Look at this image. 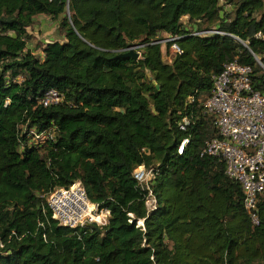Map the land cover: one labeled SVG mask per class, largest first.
<instances>
[{
	"label": "trees",
	"instance_id": "trees-1",
	"mask_svg": "<svg viewBox=\"0 0 264 264\" xmlns=\"http://www.w3.org/2000/svg\"><path fill=\"white\" fill-rule=\"evenodd\" d=\"M228 4L0 0V264H264V191L254 225L224 162L202 154L217 136L202 101L226 62L251 66L264 94V0ZM39 14L63 30L42 58L27 44ZM161 33L181 51L169 60ZM135 42L138 59L115 58ZM50 89L62 99L44 106ZM31 128L50 134L29 144ZM76 181L106 224L51 217L47 194Z\"/></svg>",
	"mask_w": 264,
	"mask_h": 264
},
{
	"label": "built area",
	"instance_id": "built-area-1",
	"mask_svg": "<svg viewBox=\"0 0 264 264\" xmlns=\"http://www.w3.org/2000/svg\"><path fill=\"white\" fill-rule=\"evenodd\" d=\"M176 52L180 49L173 44ZM262 66V62L256 60ZM251 66L237 60L226 62L221 72L213 77L210 93L202 101L203 112L211 118L217 130V136L207 139L202 154L217 157L225 164L226 175L236 181L243 193V206L254 225L259 223L257 200L264 191V94L255 89L252 83ZM59 93L50 89L42 97L44 106L61 101ZM189 120L180 121L179 128L185 130ZM49 132H37L31 128L28 132L29 144H39L49 136ZM32 141V142H31ZM188 142L184 138L178 148L183 151ZM152 176L151 169L139 165L134 170V177L142 184H148ZM51 210V217L58 225L76 228L95 222L106 224L96 214L95 205L91 203L86 191L79 181L69 187H57L46 196ZM155 199L149 191L146 207L155 208ZM108 212V211H106ZM4 243L0 239V249Z\"/></svg>",
	"mask_w": 264,
	"mask_h": 264
},
{
	"label": "rangeland",
	"instance_id": "rangeland-1",
	"mask_svg": "<svg viewBox=\"0 0 264 264\" xmlns=\"http://www.w3.org/2000/svg\"><path fill=\"white\" fill-rule=\"evenodd\" d=\"M219 2L221 6L226 7V9L232 8L228 4V0H219ZM59 20L60 17L52 18L45 14H39L35 16L33 24L27 28L29 34L27 39L28 47L37 57H43V48L47 43L61 42L63 40V30L59 26ZM160 38V43L163 44V52L164 54L166 53L164 60H169L172 57L174 50L172 46L166 48V41L169 40L168 35L161 33ZM141 48L142 47H138L135 50L141 53ZM96 214L100 216L101 220H103V218L107 220L109 213L105 210H98L95 205V215Z\"/></svg>",
	"mask_w": 264,
	"mask_h": 264
},
{
	"label": "water",
	"instance_id": "water-1",
	"mask_svg": "<svg viewBox=\"0 0 264 264\" xmlns=\"http://www.w3.org/2000/svg\"><path fill=\"white\" fill-rule=\"evenodd\" d=\"M142 46H143L142 44H138L137 42H135L126 51L121 52L120 54L115 56V58L123 57V58H132V59L136 60L140 57V53L138 51H136L135 49L138 47H142ZM255 59L258 60L257 57ZM261 67L264 69V65H262ZM139 224L143 225V220Z\"/></svg>",
	"mask_w": 264,
	"mask_h": 264
},
{
	"label": "bare ground",
	"instance_id": "bare-ground-1",
	"mask_svg": "<svg viewBox=\"0 0 264 264\" xmlns=\"http://www.w3.org/2000/svg\"><path fill=\"white\" fill-rule=\"evenodd\" d=\"M89 208H90V209H93V204H92V203L89 204ZM95 216H96V215H95ZM101 216H102V215H101ZM103 219H104V218H103Z\"/></svg>",
	"mask_w": 264,
	"mask_h": 264
}]
</instances>
